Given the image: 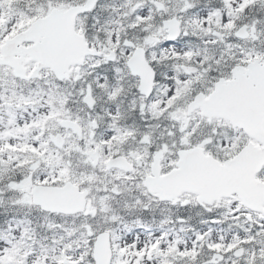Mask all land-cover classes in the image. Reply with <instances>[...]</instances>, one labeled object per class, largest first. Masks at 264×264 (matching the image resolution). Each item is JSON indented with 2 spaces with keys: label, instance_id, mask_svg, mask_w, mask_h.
Masks as SVG:
<instances>
[{
  "label": "snow or ice",
  "instance_id": "6c2138e0",
  "mask_svg": "<svg viewBox=\"0 0 264 264\" xmlns=\"http://www.w3.org/2000/svg\"><path fill=\"white\" fill-rule=\"evenodd\" d=\"M0 264H264V0H0Z\"/></svg>",
  "mask_w": 264,
  "mask_h": 264
}]
</instances>
